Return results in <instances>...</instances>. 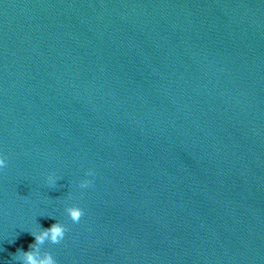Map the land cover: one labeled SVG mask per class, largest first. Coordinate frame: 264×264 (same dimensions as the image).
<instances>
[{
  "label": "water",
  "instance_id": "water-1",
  "mask_svg": "<svg viewBox=\"0 0 264 264\" xmlns=\"http://www.w3.org/2000/svg\"><path fill=\"white\" fill-rule=\"evenodd\" d=\"M56 221L64 240L37 247L57 264H264V16L0 170V264H23L31 233Z\"/></svg>",
  "mask_w": 264,
  "mask_h": 264
},
{
  "label": "clouds",
  "instance_id": "clouds-1",
  "mask_svg": "<svg viewBox=\"0 0 264 264\" xmlns=\"http://www.w3.org/2000/svg\"><path fill=\"white\" fill-rule=\"evenodd\" d=\"M6 165L7 161L5 157L0 156V170L4 169ZM92 174L91 170L87 173L88 176H91ZM47 182L49 185H55L57 183L56 176L54 174L49 175ZM91 182L90 179H83L80 181V187L87 188ZM66 211L74 223H79L84 215L83 209L76 205L67 207ZM66 231V226L56 221L48 228H44L39 232L31 233V235L35 237V242L29 245L28 251L25 252L19 250L20 255L17 258L22 257L23 264H57L56 259L50 252L41 255L37 246L43 245L46 241L53 244H59L64 240Z\"/></svg>",
  "mask_w": 264,
  "mask_h": 264
}]
</instances>
